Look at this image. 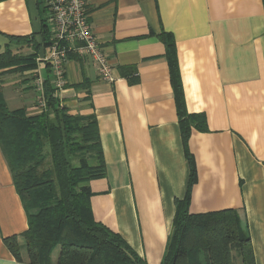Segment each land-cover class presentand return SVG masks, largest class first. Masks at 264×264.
I'll list each match as a JSON object with an SVG mask.
<instances>
[{
    "label": "crops",
    "instance_id": "obj_1",
    "mask_svg": "<svg viewBox=\"0 0 264 264\" xmlns=\"http://www.w3.org/2000/svg\"><path fill=\"white\" fill-rule=\"evenodd\" d=\"M90 23L113 68L100 77L90 58L72 57L57 94L73 114L95 115L105 175L90 181L92 214L120 233L148 264H161L188 189L190 209H236L246 218L256 264H264L263 0H88ZM36 0L0 1V55L38 52V66L0 69L11 110L37 107L35 78L46 76ZM163 35L175 43L186 108L204 113L208 131L184 144ZM24 50H27L26 52ZM28 216L0 146V264L18 261L4 239L28 229ZM57 256V255H56ZM56 256L54 260L56 259Z\"/></svg>",
    "mask_w": 264,
    "mask_h": 264
},
{
    "label": "trees",
    "instance_id": "obj_2",
    "mask_svg": "<svg viewBox=\"0 0 264 264\" xmlns=\"http://www.w3.org/2000/svg\"><path fill=\"white\" fill-rule=\"evenodd\" d=\"M3 1V0H0ZM264 2V0H263ZM41 16L43 43L35 35L20 40L36 51L49 47L48 6L36 0ZM177 103L182 139L208 131L204 113L186 108L176 48L163 35ZM38 52L0 55V69L24 72L38 66ZM44 78L45 108L29 115L26 108L11 110L0 91V146L8 161L16 190L28 216V229L4 239L20 261L31 264H148L118 232L97 222L92 214L90 181L105 175V162L95 115L73 114L60 104L50 65ZM95 161H91L89 154ZM188 189L176 199V212L161 264H256L246 218L236 209L195 213L190 209L196 181L194 159ZM76 160H78L76 162ZM58 250L56 259L54 253Z\"/></svg>",
    "mask_w": 264,
    "mask_h": 264
},
{
    "label": "built area",
    "instance_id": "obj_3",
    "mask_svg": "<svg viewBox=\"0 0 264 264\" xmlns=\"http://www.w3.org/2000/svg\"><path fill=\"white\" fill-rule=\"evenodd\" d=\"M48 6L47 24L51 35L49 54L44 61L50 65L56 95L65 87V66L72 57L90 58L100 77L115 80L113 68L96 38L88 12V0H44ZM44 78L37 75V107L45 108Z\"/></svg>",
    "mask_w": 264,
    "mask_h": 264
},
{
    "label": "rangeland",
    "instance_id": "obj_4",
    "mask_svg": "<svg viewBox=\"0 0 264 264\" xmlns=\"http://www.w3.org/2000/svg\"><path fill=\"white\" fill-rule=\"evenodd\" d=\"M25 52L27 51V50H24ZM9 106H10V108H16V107H18V106H16V105H13V104H9ZM94 156V153L93 154H89V157H90V160L91 161H95L92 157ZM78 160H76V162H77ZM57 253H58V250L54 253V257L57 255ZM235 262H236V264H241V262H240V259L239 258H236V260H235Z\"/></svg>",
    "mask_w": 264,
    "mask_h": 264
}]
</instances>
